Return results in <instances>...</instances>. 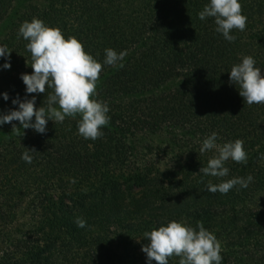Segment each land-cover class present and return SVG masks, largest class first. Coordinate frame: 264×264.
<instances>
[{"label":"trees","instance_id":"1","mask_svg":"<svg viewBox=\"0 0 264 264\" xmlns=\"http://www.w3.org/2000/svg\"><path fill=\"white\" fill-rule=\"evenodd\" d=\"M16 1L0 0V46L11 51L8 60L0 57V93L9 96L7 101L0 96V114L17 110L12 99L25 98L20 76L32 74V61L28 42L17 34L23 22L38 18L65 39L75 37L103 65L93 99L109 107L110 122L95 141L78 134L79 115L63 123L49 120L44 134L21 129L17 135L12 132V124L20 127L17 121L0 125V264L38 258L50 243L80 264H148L143 234L171 221L193 228L202 222L204 228L218 227L221 235L240 230L242 246L263 236L246 228L263 222L264 211L251 212L246 204L258 206V193L234 201L228 193L206 190L209 182L215 184L212 177L192 175L216 154L200 153L213 132L220 145L244 142L247 162L229 160L228 169L264 165V104L247 105L239 86L229 82L232 66L244 56L253 57L264 76V0H238L247 25L230 33L234 42L216 32L214 18H198L210 0H43V6H27L10 25ZM4 28L18 30L9 36ZM109 48L127 53L118 62L122 68L103 64ZM8 61L20 67L4 69ZM50 93L48 88L27 98L35 95V107H44ZM162 132L171 135L163 142L169 148L157 146L156 160L142 142ZM25 149L36 150L30 164L21 159ZM158 155L170 156L168 169ZM239 168L233 178L247 174ZM258 175L253 190L264 186V168ZM192 185L200 192L191 191ZM77 218L86 227H78ZM263 253L264 248L257 255ZM179 259L170 257L168 264Z\"/></svg>","mask_w":264,"mask_h":264},{"label":"clouds","instance_id":"2","mask_svg":"<svg viewBox=\"0 0 264 264\" xmlns=\"http://www.w3.org/2000/svg\"><path fill=\"white\" fill-rule=\"evenodd\" d=\"M214 18L216 32L221 33L228 42L236 40L233 30L244 31L247 17L242 14V5L238 0H210L198 13V18ZM18 38L23 37L28 43L27 51L31 54L32 74H22L20 79L25 85V98L19 96L12 99V104L17 105V110H9L7 114H0V125L19 122L20 127L12 124V132L20 135L21 129H32L39 134L47 130V122L63 123L66 117H81L78 122V134L85 140L95 141L103 137L101 129L109 124L107 115L109 107L101 101L93 99L96 93L97 82L103 65L93 56L85 52L81 42L75 37L65 39L58 28H50L45 23L33 18L31 22H23L19 27ZM11 51L6 46H0V57L9 59ZM127 55L125 51L119 54L109 48L105 49L104 65L123 67L122 61ZM256 61L251 56H244L239 64L232 66L229 72V82L239 86V96L244 103L264 104V76L261 69L255 67ZM4 69L11 67L6 62ZM48 88L52 89L46 98V106L35 107L36 97L28 99V94H44ZM7 101V93H0ZM34 118V122H33ZM218 136L213 132L203 140L200 153L216 150L208 161L206 167H201L199 172L204 176L224 178L229 169L225 167L227 161L246 163L247 153L244 142L218 144ZM35 149H25L21 159L32 163ZM195 174V173H194ZM253 177L232 178L219 184H207V191L227 194L234 186L240 185L247 188ZM75 183V181H71ZM76 224L80 228L86 227V221L77 218ZM198 229V231H197ZM148 241L142 246L141 251L146 254L148 264H168L170 257H179V264H221L222 247L214 234L206 230L202 222H197L196 228L185 226L176 221L167 223L158 229L145 232Z\"/></svg>","mask_w":264,"mask_h":264},{"label":"rangeland","instance_id":"3","mask_svg":"<svg viewBox=\"0 0 264 264\" xmlns=\"http://www.w3.org/2000/svg\"><path fill=\"white\" fill-rule=\"evenodd\" d=\"M32 8V7H38V6H43V0H17L15 3L12 4V11L11 13H9V19L7 20V22H10V25H14L15 22H13L15 19H18V16L23 12V10L26 7ZM18 29H14V30H8L7 28H4L3 30V35H8V31H11L12 33H14V31H16ZM9 33V36L12 34ZM3 39H7L6 37ZM10 40V39H7ZM1 61V59H0ZM1 63V62H0ZM9 63V61H8ZM11 64V70H17L20 66L19 64H16L13 67V63L10 62ZM184 136V139H189L190 135L188 133H186ZM171 135L169 134H165V132H162L159 136H148L146 140H144L142 143L145 146V144L148 145L147 148H150L153 153L151 155L152 158H155L157 160V153L155 152V149L157 146H159L160 150L159 151H163L165 149L168 148H164L163 147V142H165L166 140H170ZM160 144V145H159ZM214 150H210L209 153H212ZM143 155H145V152H141ZM149 153V152H148ZM159 156V164L162 165V163H166V166H164V168L168 169L169 166H171V158L168 155H158ZM240 166V168H239ZM238 167H234V165L230 166L229 172V178L227 179H222V178H215L212 177L215 180V184H219L221 182H224L226 180L232 179L235 175V171L239 168H245V172L247 174L244 175L243 178H247L249 175H251L252 173H255L253 175V181L251 183H249L247 188H242L240 187V185H236L234 186L229 192L228 194L233 196L234 201H241L243 200L245 197L252 195L253 193H258L260 195L259 200L262 201L260 203H258V206H252L249 202H246V204L249 205L250 207V211H264V186H258L261 187V190H253L256 178L257 176L259 177L258 173L260 172V170H262L264 168V165L259 166L260 168H252L250 166H245V165H239ZM204 167V166H198L196 172V174H194L192 176H195L194 178L202 175V173L199 172L200 168ZM162 168V169H164ZM182 174L183 176H186L187 174V168L184 166L183 161H182ZM233 171V172H231ZM247 175V176H246ZM207 178H211V176H208ZM236 178V177H235ZM186 184V183H185ZM194 188L191 190L193 192H200L199 187L192 185ZM253 191V192H252ZM249 193V194H246ZM244 201V200H243ZM248 201V200H246ZM259 206H261L262 208H260ZM217 209H223V206H216ZM264 213V212H263ZM24 216V214H23ZM239 216H241L239 214ZM26 218V217H25ZM27 219V218H26ZM262 223H254V224H248L246 225V228L252 230V231H259V233H263V236L260 238H256L257 240L253 241V240H246V242H244L243 246L239 244L241 238L243 237L244 234H242V232L240 230H238V233H236L235 231H229L227 234L225 235H221L217 233V228L218 227H211V228H205L206 230H208L209 232H211L212 234H214V236L216 237V239L220 242L221 247H222V252L221 254H223L224 256L222 259L221 264H229V263H233L237 260H240L244 263V264H264V256H259L257 255L258 251H262V249L264 248V214H262ZM240 226L242 223H238ZM245 224V223H243ZM198 231V229H197ZM240 237V239H239ZM67 237L65 236V239ZM67 245V243L65 244ZM235 245H240L241 247H235ZM228 250V251H227ZM246 252L244 254V257H239L240 253ZM248 252L251 253L252 256H250L249 254H247ZM264 255V253L262 254ZM224 259H228L230 262H225ZM81 260V259H80ZM142 260V259H141ZM21 263H25V264H80L81 262L77 260V257H74L72 255H68L65 253L59 254L57 251L53 250L52 248V243L48 244V248L46 247V249L41 252L38 256V258H32L31 260H27V259H22ZM20 263V264H21ZM106 264L111 262H105Z\"/></svg>","mask_w":264,"mask_h":264}]
</instances>
